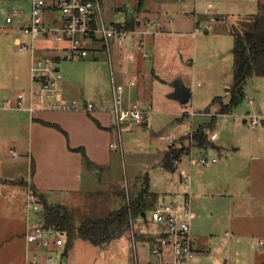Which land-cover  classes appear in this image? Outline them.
<instances>
[{"label":"rangeland","instance_id":"obj_1","mask_svg":"<svg viewBox=\"0 0 264 264\" xmlns=\"http://www.w3.org/2000/svg\"><path fill=\"white\" fill-rule=\"evenodd\" d=\"M111 1L112 4L104 0L103 4L107 21L126 24L135 20L136 25L141 23L152 31L143 35L148 55L143 56L139 51L137 40L127 39V46L111 45L110 53L97 49L83 58H63L57 63L61 81L79 97L83 90L87 100L95 101L106 95L111 101L110 71L119 82L125 83L132 70L139 82L134 87L138 97L134 94L133 99H138L141 107L151 104L152 111L147 115V123L130 122L120 127L121 146L110 148L113 160L109 167L102 166L100 172H84L83 192L69 195L75 221L121 206L127 200V192L133 193L141 187L153 192L156 201H169L168 196L179 186L190 192L195 214L191 231L196 254L189 264H264V124L261 122L264 111L257 112L259 122L254 127L243 120L247 110L255 111L249 107V99L259 101L264 95V75L254 74L245 80L246 95L230 112L216 113L220 104L213 101L215 96L223 102L230 99L233 32L244 29V19L258 13L264 0ZM28 8L29 0H0L2 264H11V257L12 263L18 264L21 256L22 236L16 232V225L22 210V187L9 182L26 176L28 170L25 143L18 140H27L29 112L14 107L17 94L27 91L30 84L31 56L29 50L15 47V37L22 35L23 20L14 17L12 22H7L6 16L14 9L27 11ZM47 42L36 40L37 45ZM123 73L124 77L120 78ZM179 83L189 89V99L183 103L174 94ZM128 87L125 86L126 90ZM200 126L208 133L216 132L218 137L213 143L218 147L210 144L199 149L193 147L191 153L182 154L174 171L165 168L163 153L178 148V142L186 148L195 144L193 134ZM169 136H173L171 140ZM201 155L216 157L217 161L201 164L197 162ZM181 167L192 177L181 179ZM120 181L125 183L121 189ZM121 190L126 197L121 195ZM183 196L180 194L178 200ZM133 223L134 236L128 228L123 237L119 236L122 239L117 237L106 243L107 250L80 237L74 226L69 242L64 235L68 254L64 255L63 264H121L118 246L126 239L130 250H133L132 240L136 241L141 256L147 251L145 240L154 234V226L152 223L145 226L138 216Z\"/></svg>","mask_w":264,"mask_h":264},{"label":"built area","instance_id":"obj_2","mask_svg":"<svg viewBox=\"0 0 264 264\" xmlns=\"http://www.w3.org/2000/svg\"><path fill=\"white\" fill-rule=\"evenodd\" d=\"M104 0H29L27 11L14 9L6 16L7 22L14 17L22 19L24 25L20 28L21 36L15 37V47L18 50L30 51V84L27 91L17 94L15 107L26 109L29 113L37 110H85L92 112L97 108H107L118 130L117 141L110 143L114 149L121 146L119 129L130 122L145 120L152 111V105L141 107L139 101L126 104L124 101L125 86H135L136 75L131 73L125 83L119 82L113 71H110L111 101L106 107L97 105L94 101L77 98L63 99L61 97L62 75L57 63L63 58H83L97 49L110 53V46H127L126 40H137V48L143 56H147L143 35L152 33L141 23L133 28L121 22L107 21L103 12ZM58 14V15H56ZM165 30V27H163ZM37 39L47 40V43L36 44ZM247 120L252 126L259 122V114L248 113ZM215 133L211 134L213 139ZM173 136H169L171 140ZM216 157L201 155L197 162L209 165L216 162ZM178 159L173 160L176 167ZM180 177H185V171H179ZM42 203L39 195L28 188L26 194V230L24 233L28 243L40 246L42 249L57 248L64 243V233L54 224L46 223L41 217ZM194 212L190 198L185 195L182 200L155 201L145 212V219L140 216L145 226L152 223L154 234L147 241L150 258L141 262L137 258L136 241L132 240L134 262L132 264H189L196 254L195 236L191 231ZM133 220L130 221V234L134 236ZM40 252L28 250L25 264H38ZM52 264L53 256H47ZM61 264V263H57Z\"/></svg>","mask_w":264,"mask_h":264},{"label":"crops","instance_id":"obj_3","mask_svg":"<svg viewBox=\"0 0 264 264\" xmlns=\"http://www.w3.org/2000/svg\"><path fill=\"white\" fill-rule=\"evenodd\" d=\"M112 3L113 2L111 1V4ZM136 68H133V70H135ZM132 72L133 71L131 70V73ZM123 77L124 73L120 75V78ZM138 84L139 82L137 81L135 86L128 87V90H125L124 101L126 104L138 100L133 99L134 94H136L137 92H135L134 87H137ZM61 87V97L63 99L77 98L81 100H87L86 98H84L86 94L85 91L82 90L83 95L79 97L75 95V93H73V91H71L69 88L65 87L63 81H61ZM243 92L245 96L246 93L244 90V85ZM258 93L259 92L255 94ZM136 96L138 97V94H136ZM251 98L248 102L250 104L249 107L254 108L256 113L263 112L264 95L262 96V99H259V101ZM94 102L97 105H104L107 107L110 104V99L106 95H101L97 99H95ZM14 109H16L17 111H27L26 109H20L17 107H14ZM218 110L219 108H217L216 113H218ZM255 111L247 110L246 114H244L246 118H244L243 120L248 121L247 114L253 113ZM147 117L145 118V120H143L144 123H147ZM41 120L56 124L59 127L57 128L53 125L44 124L43 122H41ZM261 121L262 124H264V119H261ZM117 133L118 130L116 128V125L114 124L113 117L107 108H97L92 112H88L85 110L48 109L37 110L33 114L28 113L27 140H18L19 143H25L23 149L26 150V156L28 158L27 175H23L22 177H20L21 179H24V183L15 181L17 180L16 178L12 179L13 182H9L14 184L17 183L22 187V210L17 218L18 221L16 225V232H19L22 236L21 242L19 241V244L21 246V256L19 258L18 264H25L26 253L28 250H37L35 249V246L33 244L26 241L24 236L26 230V194L28 188L33 187V189L41 193L44 196L45 200L50 204H63L69 208L71 206H74L70 203L69 195H79L83 192L84 172H100L102 166L109 167L112 164V149L114 148L110 146V143L115 142L118 137ZM212 133L216 134V132L209 133V139L211 143H213V140L217 139L218 137L216 134V136L212 139ZM178 145H180L178 148H182L180 158L184 153H191L193 147H198L199 149V146L193 143L190 144V146L187 148L183 147L180 142H178ZM77 147H82L84 149L85 154L93 163L92 167H88L84 163L81 152L75 149ZM166 152L167 151H165L163 154H165ZM180 158L178 159L177 166L179 165V162L181 160ZM189 163L192 164V160H190ZM181 169L185 171V177H180L181 179L192 177L189 173H187L185 168L181 167L179 170ZM4 180L10 179L4 178ZM118 185L119 189H121L122 186L125 185V183L120 181L118 182ZM192 186L193 183L191 184V187ZM180 194H184V196L188 195L190 198V192L185 188L180 189L178 186L177 191H173L168 196L169 201L178 199V196ZM16 232L14 233L16 234ZM122 237H119L118 239L120 240L122 239ZM103 247L106 250L108 249L107 244L103 245ZM118 247H120V251L118 252L117 257L123 261L121 264H132L134 262L135 255L134 250H130V244L128 240L126 239V241H122L121 243H119ZM67 249L68 244L66 243L64 237L63 245L53 249H42L40 251L38 250L40 252V259L38 263L49 264L50 262H48L47 256L48 254H51L53 256V260L51 261L52 264H63V257L65 254H68ZM137 258L139 261L144 262L146 259L150 258V254L147 250L146 253L144 252L143 254H141V256H139L137 251ZM9 261L11 262V264H13L14 258L11 257ZM0 264L2 263L0 262Z\"/></svg>","mask_w":264,"mask_h":264},{"label":"trees","instance_id":"obj_4","mask_svg":"<svg viewBox=\"0 0 264 264\" xmlns=\"http://www.w3.org/2000/svg\"><path fill=\"white\" fill-rule=\"evenodd\" d=\"M137 21L131 20L126 22L127 27H134ZM244 29L233 32L234 45L233 51V84L230 87V100L224 103L219 96L213 98L214 102H219L218 113H227L230 109L238 104L244 96L243 85L245 80L256 74L264 75V2L260 3V10L256 14H251L244 19ZM44 124L59 127L56 124L41 120ZM193 140L199 147L209 145V133L202 126L198 127L194 134ZM83 156L84 163L92 167V161L87 157L82 147L75 148ZM182 148L172 147L167 150L163 158V166L167 169L174 170V159H179ZM24 183V179H17ZM41 200L42 209L41 217L48 224H54L59 230L68 236V242L72 236V230L75 229L78 235L89 240L94 245H105L110 240L121 236L129 228L130 221L140 217L142 213L147 212L155 203L156 195L150 192L147 187H141L139 190L131 193L121 190V195L127 200L119 207L110 209L106 213L98 216H86L76 222L73 217V211L63 204H50L44 196L37 192Z\"/></svg>","mask_w":264,"mask_h":264},{"label":"water","instance_id":"obj_5","mask_svg":"<svg viewBox=\"0 0 264 264\" xmlns=\"http://www.w3.org/2000/svg\"><path fill=\"white\" fill-rule=\"evenodd\" d=\"M174 94L178 97L179 101L182 103L188 101L189 96H190L189 89L187 87L183 86L181 83H179L177 85V88H176ZM210 146L211 147H218L214 143H210ZM141 216L145 219V213H142Z\"/></svg>","mask_w":264,"mask_h":264},{"label":"flooded vegetation","instance_id":"obj_6","mask_svg":"<svg viewBox=\"0 0 264 264\" xmlns=\"http://www.w3.org/2000/svg\"><path fill=\"white\" fill-rule=\"evenodd\" d=\"M111 3V0H108Z\"/></svg>","mask_w":264,"mask_h":264}]
</instances>
